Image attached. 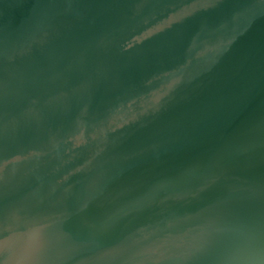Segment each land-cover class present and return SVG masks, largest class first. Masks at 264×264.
Returning <instances> with one entry per match:
<instances>
[{
    "label": "water",
    "instance_id": "water-1",
    "mask_svg": "<svg viewBox=\"0 0 264 264\" xmlns=\"http://www.w3.org/2000/svg\"><path fill=\"white\" fill-rule=\"evenodd\" d=\"M0 264H264V0H0Z\"/></svg>",
    "mask_w": 264,
    "mask_h": 264
}]
</instances>
